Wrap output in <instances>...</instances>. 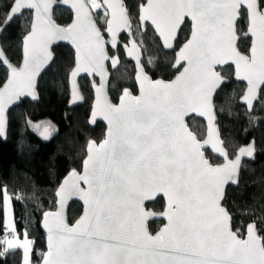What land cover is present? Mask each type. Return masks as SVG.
Returning a JSON list of instances; mask_svg holds the SVG:
<instances>
[{"label":"snow or ice","instance_id":"1","mask_svg":"<svg viewBox=\"0 0 264 264\" xmlns=\"http://www.w3.org/2000/svg\"><path fill=\"white\" fill-rule=\"evenodd\" d=\"M56 2L11 0L2 21L7 27L25 9L33 10L22 42V66L12 65L0 49V64L10 69L0 85V137L5 135L9 106L26 93L36 98V78L53 59L55 41H68L74 48L73 100L81 98L76 81L81 72L101 75L92 123L102 115L107 132L99 144L88 142L82 171L68 173L56 192L57 210L44 213L47 252L40 253L39 264H264V227L257 226L264 224V216L249 223L245 234L223 204L226 186L238 185L241 158H254L255 145L240 148L235 159H229L215 127L213 99L227 82L218 70L224 65H234L235 78L247 82L243 100L249 108L264 91V0H146L136 14L124 0H59L74 12L66 27L52 18ZM133 20L137 28L154 27L165 48H174L188 20L190 36L179 48L172 65L178 75L170 81L153 80L145 73L133 40L128 55L137 61L139 95L125 89L119 103L112 104L102 96L104 62L111 59L115 66L118 60L109 57L106 45L117 46L120 30L132 35ZM240 20L246 21V31L238 28ZM238 31L251 38L250 47L241 50ZM189 113L207 117L205 139L189 130ZM33 128H43L44 139L55 131L44 124ZM206 145L224 162L216 164L206 156ZM74 196L85 208L70 226L65 208ZM156 197L165 198L160 215L167 223L151 235L147 221L155 214L146 211L144 202ZM19 199L0 187L5 214L0 257L22 249L23 264H32L34 241L27 231L21 240L12 219V201Z\"/></svg>","mask_w":264,"mask_h":264},{"label":"trees","instance_id":"2","mask_svg":"<svg viewBox=\"0 0 264 264\" xmlns=\"http://www.w3.org/2000/svg\"><path fill=\"white\" fill-rule=\"evenodd\" d=\"M144 0H124L128 10L136 14L139 5ZM11 0H0V26L9 11ZM73 15L69 10L57 8L55 19L58 24L68 26ZM31 12H25L16 18L3 32L1 45L9 60L16 66L22 61L23 38L30 27ZM99 22V21H98ZM135 39L144 51V65L147 73L153 79L171 80L176 75L173 71L175 55L166 53L154 33L148 31L141 35L140 28L133 20ZM240 29L247 28L245 20H241ZM189 30H182L178 46L186 41ZM126 41L127 39H124ZM241 50L250 46L248 39L242 38L239 44ZM55 61L39 82L38 93L40 101L31 103L25 100L9 114V131L7 140L0 139V187L6 186L8 194L19 195L22 199L13 200L12 207L17 234L34 241L31 259L32 264H39L40 253L46 252V235L41 228L42 216L47 211L56 209V191L72 169L81 171L86 158L89 141L100 143L105 138L106 127L97 123L89 125V116L93 103L91 83L84 78L80 81L85 104L69 108L68 75L74 66V53L68 46L60 45L54 49ZM116 54L120 57V67L111 72L110 96L116 103L125 89L136 92L134 80V65L126 61L121 49ZM149 59L151 65L148 64ZM231 82L225 85L215 99L218 124L222 139L230 158H234L237 150L255 140L257 153L250 162H245L237 188L230 187L226 193L224 205L233 216L236 225L245 232L247 225L254 220L259 221L264 216V91L252 114L240 105L245 85L233 80L232 68L224 69ZM7 79V71L0 67V85ZM223 108V111H221ZM51 121L57 127V136L48 144L34 135L28 122L38 123ZM191 130L203 140L206 128L203 122L192 118L189 120ZM207 156L216 164L218 158L208 151ZM148 209L162 212L165 208L163 198L147 205ZM82 213V206L74 202L69 209V221L75 223ZM5 214L0 209V235H2ZM163 225L156 221L149 225L155 234ZM258 228L264 224L258 223ZM264 235V232L261 233ZM0 264H23V251L16 249L0 257Z\"/></svg>","mask_w":264,"mask_h":264},{"label":"water","instance_id":"3","mask_svg":"<svg viewBox=\"0 0 264 264\" xmlns=\"http://www.w3.org/2000/svg\"><path fill=\"white\" fill-rule=\"evenodd\" d=\"M57 8H63V9L69 10V11L72 13V15H73V18H72V22H73V20H74V12H73V10L70 8L69 5H64V4L60 3L59 0H57V2H56V3H53V5H52V18H53V20L55 21V23H56L57 25H59V26H61V27H66V26H63V25L58 24V22H57L56 19H55V11H56ZM25 12H31V13L33 14V10H30V9H25L23 13H25ZM21 16H22V15H21ZM21 16H18L17 18H19V17H21ZM15 19H16V18H15ZM15 19H14V20H15ZM14 20H13V21H14ZM13 21H12V22H13ZM188 21L190 22V20H188ZM240 21H241V20H240ZM240 21H238V23H239ZM12 22H11V23H12ZM72 22H71L69 25H71ZM11 23H10V24H11ZM10 24H9V25H10ZM190 24H191V22H190ZM9 25H7V27H8ZM69 25H68V26H69ZM7 27H4V25L0 26V28H4V31H5V29H6ZM141 27H142V28H145V27H143V26H141ZM182 27H183V26H182ZM153 30H154V27H153ZM246 30H247V28H246ZM4 31H3V32H4ZM3 32L0 33V49H2V50H3V47H2V45H1V36H2ZM128 34H129V33H128L126 30H120L119 33H118V36H117V46H116L115 48H113V47L111 46V43H109V44L106 45V50H107V52H108L109 57H111V55H110V50H116V49L118 48V46L121 44V38H122V36H125V35H128ZM155 35H156V37L159 39L160 44L162 45V47H163V49H164L165 52H173V51L176 50V48H175L176 42H174V48H173V49L165 48V47L163 46V44H162V39L158 36V34H155ZM237 35H238L237 43H238V45H239L241 39L244 38V36H243V33L240 34L239 31H238ZM105 39H106V40H110V36H109L107 33H105ZM244 39H250V42H251V38H250V37H248V38H244ZM60 45L70 47V49H71V50L73 51V53H74V48H73V46H72L68 41H55V42L51 45V52H52V54H53V59H52V60L48 63V65L45 67V69L42 71L41 75H40L39 77L36 78V83H35V95H36V98L34 99V98L32 97V95H29V94L26 93L25 95L21 96V98H20L18 101H16L14 104H12L11 106H9V108H8V110H7V123H6L5 135H4L3 137H0V139H1L2 141L5 142V141L7 140V137H8V131H9V114H10V112H11L13 109L17 108L18 106H20L21 103H22L23 101H25V100H28V101H30V102L33 103V104H34V103H38V102L40 101V97H39V93H38L39 82H40L41 78L43 77V75L49 70V68H50V67L52 66V64L54 63V61H55V57H56V56H55V53H54V49H55L56 47L60 46ZM126 45H127V47H125ZM130 47H131V41L122 45V48H123V51H124V54H125V59H126V61L131 62V63L134 65V68H135V69H134V70H135L134 80H135V84H136V88H137V93L134 94L131 90H129V89H128V90L131 91V92L133 93V95H139V82H138V80H137V75H138L137 61H136V59H135L133 56L128 55V49H129ZM249 47H250V46H249ZM137 48H138V52H139V55H140L141 62L143 63L144 53H143V50H142V48L139 46L138 43H137ZM3 52H4L5 56L7 57V55H6V53H5L4 50H3ZM178 52H179V49L175 52V58H176ZM7 59H8V61H10L8 57H7ZM116 59L118 60V63H117L115 66H113V64H112V62H111V59H109V60H107V61L104 62V76H103V79H104L105 87H104V89H103L102 96L106 95V98H107L112 104H118L119 101H120V97L122 96V95H121V96L119 97V100H118L117 103H115V102L112 100L111 96H110V83H111V79H112L110 69H112L113 71H116V70H118L119 67H120V60H119L118 58H116ZM10 62H11V61H10ZM22 62H23V45H22V61H21V64H20L19 66L14 65L12 62H11V64L14 65V66H16L17 68H19V67L22 66ZM174 63H175V61H174ZM143 65H144V63H143ZM75 66H76V58H75V53H74V66H73L71 72L73 71V69L75 68ZM0 67H3V68L6 69V71H7V78H8V76L10 75V69H8L6 66H4V65H2V64H0ZM228 67H230V66H228V65L218 66V70H224L225 68H228ZM231 67L233 68V80H234L235 82H237V83H242V84L245 85V90H244L242 96L240 97L239 103H240V105H242L243 107L246 108L248 114H252V113L254 112L255 108H256V105H257V103H258L260 97H261L262 91L258 93L257 98H256L255 100H253L252 107L249 108L248 105H247V103L243 100V96H244V94H245V92H246V89H247V82H246V81L237 80V79L235 78V76H234V65L231 66ZM173 70H174V69H173ZM144 71H145V73H146L151 79H153V78L147 73V71H146V69H145V66H144ZM174 71H175V70H174ZM71 72H70L69 75H68V85H69V108H75V107L82 106V105L85 104V98H84V96H83V94H82V91H81L80 81H81L82 79H84V78L88 79V80L90 81V83H91V87H92V91H93V103H92V108H91V112H90V116H89V121H88V122H89V125L92 126V127H95L97 123H102V124L106 127V131H105V137H106V132H107V121L103 119V116L97 114V115L95 116V123H92V120H93V112H94V110H95L96 107H97V93H96V87H99V86H100L101 79H102L101 75H99V74H94V75H91V76H90V75H88V74H86V73L81 72V73L76 77V81H77V84H78V86H79V93H80V97H81V98H80V99L73 100V95H72V83H71ZM176 75H178V73H176ZM176 75H175V76H176ZM222 75H224V74L222 73ZM175 76H174V78H175ZM224 76L226 77L227 82L221 85V88L217 90V92H216V94L214 95V98H213V99H214V105H215V117H216V120H215V127L218 129V132H219V139H220L221 141H223V147L226 149L225 141L222 139V136H221V130H220V127H219V124H218L217 109H216V104H215V99H216V97H217V94L220 92V90H221L225 85H228V84L231 82V80H230V78H229L228 76H226V75H224ZM174 78H173V79H174ZM173 79H171V80H173ZM6 80H7V79H6ZM153 80H164V81H170V80H165V79H162V78H160V79H153ZM122 94H123V93H122ZM192 118H195V119H197V120H199V121H202V122L205 124V128H206V134H205V137H204V139H205L206 136H207V125H208L207 117H206V116H200V115H198L197 113H189V114L185 117V122H186V124L188 125V128H189V130H190L191 132H193V131L190 129V127H189V123H188V122H189V120H191ZM36 124L51 125V126H53L54 129H55V131L52 132V134H51V136H50L49 139H44L43 136L41 135V133L43 132V128H41L39 131L36 130V132H33L34 135L38 136V138H39L42 142L48 144L50 141H52V140L57 136V127H56L51 121H49V120H43V121H40V122H38V123L28 122V125L30 126V128H33V125H36ZM193 134H195V133L193 132ZM195 135H196V134H195ZM197 137H198V136H197ZM198 139H199V138H198ZM253 142H254V145H255V153H254V156H255L256 153H257V145H256L255 140L250 141L248 144H245V145L241 146L240 148H242V147H246L247 145H249V144H251V143H253ZM96 143H97V142H96ZM97 144H99V143H97ZM240 148H239V149H240ZM239 149L237 150L236 155L239 153ZM202 151H204V153H205L206 156H207L206 152L208 151V152H210V154H211L212 156H214L215 158H218L219 160H221L222 163L224 162L223 157H219L217 154L214 153L213 149L211 148V145H206V146L202 149ZM226 151L228 152L227 149H226ZM86 152H87V151H86ZM228 153H229V152H228ZM236 155H235V156H236ZM229 159H235V157H234V158H230V156H229ZM252 159H253V158H248V157H246V156L241 158V166H240V169H239V182H238V185H231V184L227 185V186H226V191H225V197H226V193H227V191H228V189H229L230 187L237 188V187L239 186V184H240V176H241L242 169L244 168V164H245V162H250ZM81 171H82V169H81ZM78 172H79V171H78ZM63 180H64V179H63ZM62 182H63V181H62ZM62 182H61V183H62ZM60 185H61V184H60ZM60 185H59V186H60ZM58 188H59V187H58ZM56 192H57V191H56ZM55 197H56V209L53 210V211H56L57 208H58V203H57V196H56V194H55ZM159 198H162V197H156V198L153 199V200H147V201L144 202V207H145L146 211H149V212H152V213L155 214L154 216L150 217V218L148 219V221H147L148 231H149V233H150L151 235H156V234L160 231V229H162V228L165 226V224L167 223V219H166V217H163V216L160 215V213H162L163 211H162V212H155L154 210H152V209H148V208H147V205L152 204L153 202H155V201H156L157 199H159ZM163 200H164V202H165V198H163ZM74 202H77V203H79V204L82 206V213H81L80 217L83 215L84 208H85V205H84L83 201H82L78 196H74V197H72L71 199H69V200L67 201L66 208H65V219H66V222H67L70 226L73 225V224H75V223L71 224L70 221H69V209H70L71 204L74 203ZM224 202H225V200L223 201V204H224ZM165 206H166V202H165ZM224 206H225V205H224ZM164 210H165V208H164ZM47 212H48V211H47ZM43 216H44V214H43ZM43 216H42V220H41V228H42L44 234L46 235V229L42 226ZM80 217L78 218V220L80 219ZM156 221H161V222H163V225H162V227H161V228H160L155 234H153V233L150 231L149 225H150L152 222H156ZM245 234H246V231H245ZM46 252H47V235H46ZM46 252H45V253H46Z\"/></svg>","mask_w":264,"mask_h":264},{"label":"flooded vegetation","instance_id":"4","mask_svg":"<svg viewBox=\"0 0 264 264\" xmlns=\"http://www.w3.org/2000/svg\"><path fill=\"white\" fill-rule=\"evenodd\" d=\"M146 2V0H144L142 3H145ZM125 3V2H124ZM240 23H241V21L238 23V28L240 27ZM140 28V32H141V35H146L147 33H148V31H151V32H153L154 33V30L153 29H148V28H142V27H139ZM188 29L189 30V36H190V30H191V24H190V22L188 21L187 23H186V25H184L183 27H182V30H184V29ZM134 30V26H133V29H132V31ZM246 31V30H245ZM182 32V31H181ZM181 32L179 33V36H180V34H181ZM240 32V31H239ZM243 32H240V34H242ZM155 35V34H154ZM179 36H178V39H179ZM188 36V37H189ZM155 37H156V35H155ZM123 38L124 39H127L126 41H124L123 40ZM157 38V37H156ZM133 40H135V39H133L132 38V35H130V34H128V35H125V36H122V38H121V44L118 46V48L116 49V50H110V55H111V57L112 58H118L119 60H120V57L116 54V52L119 50V49H121V51H122V54L124 55V57H125V54H124V51H123V48H122V45L123 44H125V43H128V42H132ZM157 40L159 41V39L157 38ZM242 40V39H241ZM249 40V42H250V39H248ZM135 42L136 43H138L136 40H135ZM186 42V41H185ZM159 43H160V41H159ZM139 44V43H138ZM161 45V44H160ZM183 45V44H182ZM182 45H180V46H178V40L176 41V45H175V48H176V50L175 51H173V52H166V53H173L174 55H175V52L182 46ZM139 46L141 47V45L139 44ZM162 46V45H161ZM240 47V46H239ZM142 48V47H141ZM163 48V47H162ZM143 50V49H142ZM164 50V49H163ZM143 53H144V51H143ZM175 61V60H174ZM131 63V62H130ZM143 63H144V59H143ZM120 64H121V61H120ZM174 64V63H173ZM145 66V65H144ZM228 68H232V67H228ZM135 69V68H134ZM146 69V68H145ZM226 69V68H225ZM232 70H233V68H232ZM174 71V70H173ZM223 71L224 70H222V73H223ZM175 72V71H174ZM177 73V72H176ZM224 74V73H223ZM225 75V74H224ZM227 76V75H226ZM134 93V92H133ZM137 93V88H136V92L134 93V94H136ZM117 103V102H116ZM202 122V121H201ZM189 123V122H188ZM205 125V124H204ZM32 130H33V132H36V129H34V128H32ZM38 137V136H37ZM210 153V152H209ZM221 161V160H220ZM221 163H222V161H221ZM221 163H219V164H221ZM161 222V221H160Z\"/></svg>","mask_w":264,"mask_h":264},{"label":"rangeland","instance_id":"5","mask_svg":"<svg viewBox=\"0 0 264 264\" xmlns=\"http://www.w3.org/2000/svg\"><path fill=\"white\" fill-rule=\"evenodd\" d=\"M95 11V10H94ZM189 127H190V125H189ZM191 129V128H190ZM11 207H12V205H11ZM12 219H13V221H14V223H15V219H14V213H13V207H12ZM16 227V226H15ZM20 238V237H19ZM24 238V237H23ZM23 238H20L21 240H23ZM29 238V237H28ZM30 239V238H29ZM31 240V239H30ZM33 248H34V244H33ZM22 250V249H21ZM23 251V250H22ZM33 251V250H32Z\"/></svg>","mask_w":264,"mask_h":264},{"label":"built area","instance_id":"6","mask_svg":"<svg viewBox=\"0 0 264 264\" xmlns=\"http://www.w3.org/2000/svg\"><path fill=\"white\" fill-rule=\"evenodd\" d=\"M4 234V228L2 229V235Z\"/></svg>","mask_w":264,"mask_h":264}]
</instances>
